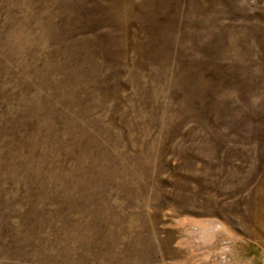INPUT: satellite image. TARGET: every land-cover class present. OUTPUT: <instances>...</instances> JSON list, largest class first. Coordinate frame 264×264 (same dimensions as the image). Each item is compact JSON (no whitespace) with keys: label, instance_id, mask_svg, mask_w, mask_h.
<instances>
[{"label":"rangeland","instance_id":"obj_1","mask_svg":"<svg viewBox=\"0 0 264 264\" xmlns=\"http://www.w3.org/2000/svg\"><path fill=\"white\" fill-rule=\"evenodd\" d=\"M0 264H264V0H0Z\"/></svg>","mask_w":264,"mask_h":264}]
</instances>
